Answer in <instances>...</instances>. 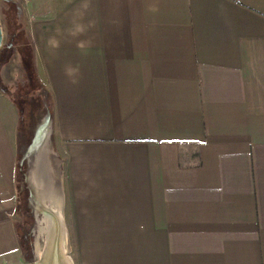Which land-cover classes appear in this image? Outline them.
Masks as SVG:
<instances>
[{
    "label": "crops",
    "instance_id": "0c3cea01",
    "mask_svg": "<svg viewBox=\"0 0 264 264\" xmlns=\"http://www.w3.org/2000/svg\"><path fill=\"white\" fill-rule=\"evenodd\" d=\"M15 1L77 264H264V0ZM16 120L0 90V264Z\"/></svg>",
    "mask_w": 264,
    "mask_h": 264
},
{
    "label": "trees",
    "instance_id": "16d2710c",
    "mask_svg": "<svg viewBox=\"0 0 264 264\" xmlns=\"http://www.w3.org/2000/svg\"><path fill=\"white\" fill-rule=\"evenodd\" d=\"M0 22L4 30V41L0 44V67L12 59L13 51L19 56L17 69L25 74L16 89L2 81L0 77V90L13 103L17 120L15 125V162L13 170L14 187V213H19V220L14 221L13 229L23 258L27 256L29 242L24 239L20 226L27 228L32 222L30 207L27 204L29 193L26 181V162L23 157L24 148L32 137V128L38 110L46 111L49 119L52 115V102L48 91L40 81L33 63L32 45L25 29L24 17L20 6L15 0H0ZM15 86V85H14ZM14 88V87H13ZM34 93L37 100L26 102L25 97ZM25 99V100H24ZM29 104L31 107L26 108ZM33 108V110H32ZM26 238V237H25Z\"/></svg>",
    "mask_w": 264,
    "mask_h": 264
},
{
    "label": "rangeland",
    "instance_id": "374dc122",
    "mask_svg": "<svg viewBox=\"0 0 264 264\" xmlns=\"http://www.w3.org/2000/svg\"><path fill=\"white\" fill-rule=\"evenodd\" d=\"M0 31L2 44L4 41L5 32L2 29L1 22ZM18 55L15 53V51H13L12 59L0 67V77L2 81L6 84H9L12 89L17 88L18 85L16 84L20 83L22 76L25 77V74L17 69L18 67L16 63L19 58ZM25 98L26 100H24L26 102L24 103H28L31 100H37V97L34 93L31 94V97ZM30 107L31 106L29 104L26 105V108ZM36 116L37 119L33 124L31 139L34 138V134L36 133L37 129L41 127L40 132L42 134V138L39 142L40 145L38 148L36 146L32 150H29L30 147L27 149V145L24 148L23 153V157L25 158L26 162V181L29 189V193L27 195V204L30 207L29 212L32 216V222L27 228L20 226L19 229L23 232L24 239H27L29 242V250H27V256L29 258L25 259L22 257L20 262H18L17 259H12L10 264H35L42 257V255L40 257L41 251L43 250L42 254H44V249H47L48 241L52 238V236L54 237V235L56 236L57 234V240L58 238L60 239V250L57 248L59 255L64 260H66V257L69 258V264H77L76 232L74 231L71 223L70 211H57L55 207L52 211L48 207L50 204L48 197H51L53 192L51 169L54 166L56 172V165L57 162H59V157L52 149L51 138L49 135L50 119L46 111L38 110L36 112ZM44 123L45 125H43ZM43 148L45 149V155H41V157L37 156L39 150L43 151ZM47 164L48 167L46 169ZM57 184L58 183H56V185ZM57 198L59 199V196ZM13 219L14 221L19 220V213H13ZM52 228L53 231L51 230Z\"/></svg>",
    "mask_w": 264,
    "mask_h": 264
},
{
    "label": "water",
    "instance_id": "95a60500",
    "mask_svg": "<svg viewBox=\"0 0 264 264\" xmlns=\"http://www.w3.org/2000/svg\"><path fill=\"white\" fill-rule=\"evenodd\" d=\"M0 40H1V31H0ZM32 140H33V138L28 143L27 149L29 148V145L31 144ZM49 239H50V236H49ZM54 240L57 241V235L55 236ZM52 243H51V240H49V243H47V244L49 245V244H52ZM57 248L58 247L56 246V243L53 244L52 246H49L47 249L45 248L44 249V256L41 257L38 260V262H36L35 264H69V263H67L66 260H64L59 255V251H58L59 248L58 249Z\"/></svg>",
    "mask_w": 264,
    "mask_h": 264
},
{
    "label": "bare ground",
    "instance_id": "6f19581e",
    "mask_svg": "<svg viewBox=\"0 0 264 264\" xmlns=\"http://www.w3.org/2000/svg\"><path fill=\"white\" fill-rule=\"evenodd\" d=\"M45 123H46V120H45ZM45 123H44L43 125H45ZM40 129H41V127H39V128L37 129V131H36V133H35V135H34V138H33V141H32V145H31L32 147H33L34 145H38V146H37V148H38L39 145H40L39 142H40V140H41V136H42V134H41V132H40ZM41 147H42V146H41ZM41 155H42V156L45 155V154H44V148H43V151H42V150H41V151L39 150L37 156L41 157ZM37 161H38V160H37ZM55 203H56V202H55ZM51 230L53 231V228H52ZM57 237H58V234H57ZM54 239H55V235H54V237L52 236V240L50 239V240H51V243H52V242H53V243H52V244H49L48 247H49V246H52L53 244L56 243V246L60 249V239L58 238L57 241H55ZM48 243H49V241H48ZM48 247H47V248H48ZM36 251H37V249H36ZM42 251H43V250H42ZM42 251H41V253H40V257H41V255H42V257L44 256V254H42V253H43ZM66 260H67V263H69V261H68L69 258L66 257Z\"/></svg>",
    "mask_w": 264,
    "mask_h": 264
}]
</instances>
